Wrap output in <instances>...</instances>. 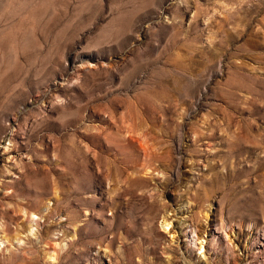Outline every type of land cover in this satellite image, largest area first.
<instances>
[{"label": "rangeland", "instance_id": "rangeland-1", "mask_svg": "<svg viewBox=\"0 0 264 264\" xmlns=\"http://www.w3.org/2000/svg\"><path fill=\"white\" fill-rule=\"evenodd\" d=\"M0 203V264H264V0H0Z\"/></svg>", "mask_w": 264, "mask_h": 264}, {"label": "bare ground", "instance_id": "bare-ground-1", "mask_svg": "<svg viewBox=\"0 0 264 264\" xmlns=\"http://www.w3.org/2000/svg\"><path fill=\"white\" fill-rule=\"evenodd\" d=\"M129 143V142H128ZM82 155V153L80 152V150H79V147H77V150H76V152H75V156H74V169L72 170V172H70V173H67L66 175H63V176H60L59 175V178H60V180L61 179H66V180H70V183L74 186V190L76 191V195H79V193H82V192H88V191H90L91 189H92V171H91V166H93L94 164L95 165H98V164H100L101 162L100 161H95L94 160V162H89V161H87V162H84V166H83V163H81L80 161V156ZM88 156V155H87ZM100 159V158H99ZM89 160V159H88ZM100 162V163H99ZM104 174V173H103ZM102 175V174H101ZM97 177H99V176H97ZM27 178L29 179V184H28V186H27V188H28V192H29V194H28V192H27V194L32 198H34V200L35 201H37L38 203H37V206L36 205H30V204H32V200H29V199H31L29 196V198H28V200L29 201H27V206L28 207H34L35 206V208H32V210L30 209L27 213H28V219L31 217V221H30V223L32 224V223H34L35 221H37V214L35 213V212H32V211H34V209H35V211H37V212H39V211H41V209L43 208L42 206L44 205L43 204V202H42V200H40V195L39 194H33L32 192H33V190H32V188L33 187H39V188H42L43 190H45V189H48L47 188V183L49 182V180L51 179V175L50 174H48L47 172H38V173H35V174H33V173H30V174H28L27 175ZM106 178V177H105ZM137 179V178H136ZM136 179H135V181H132V182H136ZM96 180V179H95ZM132 180H134V179H132ZM96 182V181H95ZM25 191H27V189L25 190ZM127 191V190H126ZM125 191V192H126ZM131 190H129V192H130ZM45 192V191H44ZM124 192V193H125ZM132 192V191H131ZM134 193V192H133ZM25 194V193H24ZM26 195V194H25ZM13 196V195H12ZM15 196V195H14ZM124 196V195H123ZM18 197V196H17ZM42 197V196H41ZM1 206H3V204L2 203H0V207ZM2 211V215L3 216H5V217H9V220L10 221H12V222H16V221H18L20 218H19V215L17 214V212H16V210L14 211L15 212V214L14 215H10V213H11V210H9V209H3V210H1ZM20 212L22 211V210H19ZM48 211V210H47ZM150 212H151V210H150ZM52 211H49L48 213H46L45 215H43L46 219H51V217H52ZM39 214V213H38ZM56 214V213H55ZM168 217H165L164 218V220H163V222H162V225H163V228L164 229H166V231H170L171 232V226H172V223H171V221L169 220V219H167ZM122 222V221H121ZM78 223H79V219L77 218V217H73L72 218V221H71V224L74 226V229H75V234H74V238H75V240H74V242H73V246H75V247H79L81 244H80V242H81V240H83L82 239V234H83V227H81L80 225H78ZM124 223V222H123ZM55 227V225H50V226H48L47 228H46V233H49L53 228ZM39 232V231H38ZM29 236L30 235H33L34 234V228H33V225H30V229H29ZM43 234H45V233H42V235L41 236H39V239L40 240H43L44 238H45V236H43ZM50 234V233H49ZM46 235V234H45ZM44 237V238H43ZM195 237V238H194ZM193 237V240L195 241V242H199L201 239L200 238H197L198 236H194ZM43 238V239H42ZM231 243V242H230ZM200 245H201V247H200V249H201V251H202V253H204V252H206V245H207V242L206 241H201L200 242ZM231 248V247H230ZM233 248V247H232ZM231 248V250L233 251V249ZM230 250V249H229ZM231 251V252H232ZM235 251V250H234ZM201 253V254H202ZM234 253V252H233ZM233 253H232V256H233ZM231 254V253H230ZM80 255H81V253L79 252V254H78V256L76 257V259L77 260H80ZM51 258H55L54 257V254L53 255H51L50 256V259Z\"/></svg>", "mask_w": 264, "mask_h": 264}]
</instances>
